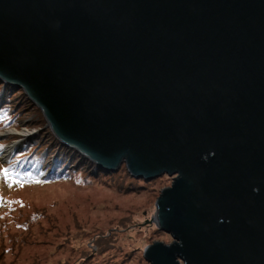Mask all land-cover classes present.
Masks as SVG:
<instances>
[{"label":"water","instance_id":"95a60500","mask_svg":"<svg viewBox=\"0 0 264 264\" xmlns=\"http://www.w3.org/2000/svg\"><path fill=\"white\" fill-rule=\"evenodd\" d=\"M0 85L83 166L176 174L151 264H264V0H0Z\"/></svg>","mask_w":264,"mask_h":264},{"label":"rangeland","instance_id":"374dc122","mask_svg":"<svg viewBox=\"0 0 264 264\" xmlns=\"http://www.w3.org/2000/svg\"><path fill=\"white\" fill-rule=\"evenodd\" d=\"M16 94L14 86L1 85L0 101L9 108L0 109V264H151L143 254L147 243L159 236L173 239L151 211L160 188L176 174L145 182L132 178L123 161L99 177L81 165L65 177L23 176L10 164L15 153L33 135L42 136L40 147L51 141L38 114ZM21 130L30 133L22 136ZM4 168L14 173L11 179L3 177Z\"/></svg>","mask_w":264,"mask_h":264},{"label":"trees","instance_id":"16d2710c","mask_svg":"<svg viewBox=\"0 0 264 264\" xmlns=\"http://www.w3.org/2000/svg\"><path fill=\"white\" fill-rule=\"evenodd\" d=\"M8 88L9 90H11L13 86L6 85L5 90H8ZM13 94L11 95V97L15 98ZM1 106L2 107L0 109L3 110H7L9 108L6 103H2ZM8 115H12L11 111H7V116ZM34 136L35 135L28 137L25 141L28 147H25L21 151L16 152L15 156H13L14 161H12V163L10 164L16 166L17 172H21L23 176H26L24 174H27L28 176H31V174H33L34 176L42 174L41 176L46 175V177H65L70 175L72 171H76L77 166L79 165H81L82 169L83 165L77 161V159L69 150L57 147L52 142H49L48 145H45V148L42 146L40 147L37 145V143L42 140V136H40V138L39 135L36 137ZM40 170L43 171L40 172ZM84 171H86L87 174L98 177L104 174V172H98L90 168H86V170ZM44 172H46V174Z\"/></svg>","mask_w":264,"mask_h":264},{"label":"snow or ice","instance_id":"6c2138e0","mask_svg":"<svg viewBox=\"0 0 264 264\" xmlns=\"http://www.w3.org/2000/svg\"><path fill=\"white\" fill-rule=\"evenodd\" d=\"M3 177H8V178H12L13 177V175H14V173L13 172H11L8 168H4L3 169ZM14 184H22V181H20L19 179H14L13 181H12ZM35 182H37V183H39V180H36Z\"/></svg>","mask_w":264,"mask_h":264},{"label":"bare ground","instance_id":"6f19581e","mask_svg":"<svg viewBox=\"0 0 264 264\" xmlns=\"http://www.w3.org/2000/svg\"><path fill=\"white\" fill-rule=\"evenodd\" d=\"M4 86V85H3ZM5 87V86H4ZM30 132H28V130H21V135L22 136H27V134H29ZM12 144H14V142L12 143ZM10 150V149H9ZM6 152H8L7 150H6Z\"/></svg>","mask_w":264,"mask_h":264}]
</instances>
